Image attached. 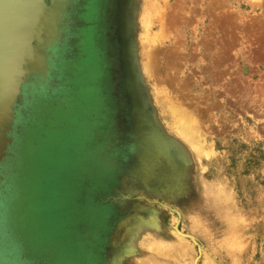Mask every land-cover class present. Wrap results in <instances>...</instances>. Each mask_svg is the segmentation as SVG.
Listing matches in <instances>:
<instances>
[{
	"label": "rangeland",
	"instance_id": "1",
	"mask_svg": "<svg viewBox=\"0 0 264 264\" xmlns=\"http://www.w3.org/2000/svg\"><path fill=\"white\" fill-rule=\"evenodd\" d=\"M82 3L0 0V264H264V0Z\"/></svg>",
	"mask_w": 264,
	"mask_h": 264
},
{
	"label": "water",
	"instance_id": "2",
	"mask_svg": "<svg viewBox=\"0 0 264 264\" xmlns=\"http://www.w3.org/2000/svg\"><path fill=\"white\" fill-rule=\"evenodd\" d=\"M30 6L27 8V12L25 13V17H29V19L31 20V23H29L28 26V30L30 32H34L35 30H40V28L38 27V25H36V23H38V15L39 12L41 11V6H40V0H29ZM28 19V20H29ZM24 24H22L21 26H19V30H21L20 33V39L23 41V32H24ZM32 56V50L30 51V54H26L25 55V59L27 61L31 60ZM22 72L26 75H28V69H25L24 66L22 67ZM129 93V92H127ZM129 129L128 127H126V137L131 138L132 140V147H133V151L137 154H139V158L137 159V161L142 162V160L145 159V155L149 153V150L152 147V143L149 141V138L147 137V134L144 133V128L142 127L141 122H139V120H134L133 118H129ZM144 156V157H143ZM108 259V258H107ZM109 262H106L104 264H112L113 262V256H111L108 260Z\"/></svg>",
	"mask_w": 264,
	"mask_h": 264
},
{
	"label": "flooded vegetation",
	"instance_id": "3",
	"mask_svg": "<svg viewBox=\"0 0 264 264\" xmlns=\"http://www.w3.org/2000/svg\"><path fill=\"white\" fill-rule=\"evenodd\" d=\"M83 0H65L66 8L62 13L65 14L64 23L60 24L59 32L61 33V40L64 39L65 43H69V41L75 36V26H79L80 22L77 20L78 13L80 8L82 7ZM109 0H104V8L103 13H106L108 9ZM105 15V14H104ZM57 49V47H55Z\"/></svg>",
	"mask_w": 264,
	"mask_h": 264
},
{
	"label": "bare ground",
	"instance_id": "4",
	"mask_svg": "<svg viewBox=\"0 0 264 264\" xmlns=\"http://www.w3.org/2000/svg\"><path fill=\"white\" fill-rule=\"evenodd\" d=\"M119 112V111H118ZM118 114V113H117ZM120 116H121V113H120V115L118 114V116H117V118H116V120L118 119H120ZM105 155L103 156V158H104V160L102 159V157L99 159V161L98 162H95V166H96V168L99 170V172L101 173V174H103L104 176L106 175H108L109 174V172H110V170H111V163H112V160H114V156L113 155H115V152L113 151V150H109L108 152H106L105 151ZM116 156V155H115ZM83 206V205H82ZM92 215V214H91ZM93 215H95V214H93ZM143 235V234H142ZM141 240V239H140ZM141 241H144V240H141ZM144 243H145V241H144ZM152 244H154L153 243V241H152ZM161 244V243H160ZM155 245V244H154ZM149 246V245H148ZM162 246V245H161ZM160 249H161V247H160Z\"/></svg>",
	"mask_w": 264,
	"mask_h": 264
},
{
	"label": "trees",
	"instance_id": "5",
	"mask_svg": "<svg viewBox=\"0 0 264 264\" xmlns=\"http://www.w3.org/2000/svg\"><path fill=\"white\" fill-rule=\"evenodd\" d=\"M38 97H40V95H39ZM62 104H63V102L60 103V106H61ZM56 108L59 109V107H56ZM57 109H55V112H56ZM54 116H55V114H54ZM55 117H56V116H55Z\"/></svg>",
	"mask_w": 264,
	"mask_h": 264
}]
</instances>
